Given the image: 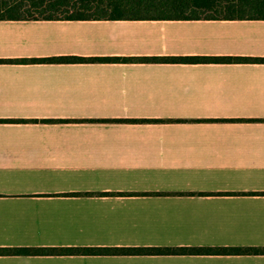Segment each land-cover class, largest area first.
Returning <instances> with one entry per match:
<instances>
[{"label": "crops", "instance_id": "obj_1", "mask_svg": "<svg viewBox=\"0 0 264 264\" xmlns=\"http://www.w3.org/2000/svg\"><path fill=\"white\" fill-rule=\"evenodd\" d=\"M189 54L264 57V18L0 19V58ZM5 70L49 87L103 73L113 99L0 107V119H24L0 121V247L217 250L5 253L0 264H264V62L0 61ZM170 72L261 79L231 106L171 94L117 103L121 77Z\"/></svg>", "mask_w": 264, "mask_h": 264}, {"label": "trees", "instance_id": "obj_2", "mask_svg": "<svg viewBox=\"0 0 264 264\" xmlns=\"http://www.w3.org/2000/svg\"><path fill=\"white\" fill-rule=\"evenodd\" d=\"M252 19L264 18V0H0V19ZM170 61L264 62L261 56L244 55H59L0 58V61ZM24 119H0V121ZM52 121L54 119H45ZM153 121L156 119H127ZM214 247H0V254L27 252H158L214 251Z\"/></svg>", "mask_w": 264, "mask_h": 264}, {"label": "clouds", "instance_id": "obj_3", "mask_svg": "<svg viewBox=\"0 0 264 264\" xmlns=\"http://www.w3.org/2000/svg\"><path fill=\"white\" fill-rule=\"evenodd\" d=\"M76 43H82L79 38ZM74 86L57 82L49 87L50 81L30 78L24 74L13 71H0V107L3 108H42L64 106L65 102L73 106L104 107L112 103V91L105 80V74L99 76L95 73L80 74ZM241 83L233 86L230 75L220 73L200 72H170L131 74L120 78L119 106L133 107V97L146 96L149 102L154 103L159 97L160 102H165V96L177 100L187 99L199 102L205 106H231L240 103L244 97L242 93L249 92L252 84L261 77L257 73H240ZM248 83V87L244 84ZM78 93L86 98L73 100L67 93ZM92 98H88L89 96ZM100 139H103L101 136ZM156 139H160L157 137Z\"/></svg>", "mask_w": 264, "mask_h": 264}]
</instances>
